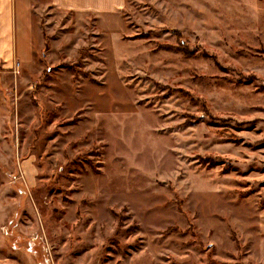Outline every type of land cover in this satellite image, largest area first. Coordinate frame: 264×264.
I'll return each instance as SVG.
<instances>
[{"label": "rangeland", "instance_id": "rangeland-1", "mask_svg": "<svg viewBox=\"0 0 264 264\" xmlns=\"http://www.w3.org/2000/svg\"><path fill=\"white\" fill-rule=\"evenodd\" d=\"M34 6L31 65L0 61V264H264V0Z\"/></svg>", "mask_w": 264, "mask_h": 264}, {"label": "crops", "instance_id": "crops-1", "mask_svg": "<svg viewBox=\"0 0 264 264\" xmlns=\"http://www.w3.org/2000/svg\"><path fill=\"white\" fill-rule=\"evenodd\" d=\"M43 0H0V61L3 66L11 68L19 62L30 66L36 49L35 38L38 30L33 24L35 3ZM56 10L97 15L109 18L117 15L124 7V0H44ZM25 27L26 41L18 46V30ZM20 54L23 55L19 61ZM25 50L27 53L25 54ZM31 53L28 54V53ZM21 57V56H20ZM18 60V61H17Z\"/></svg>", "mask_w": 264, "mask_h": 264}]
</instances>
